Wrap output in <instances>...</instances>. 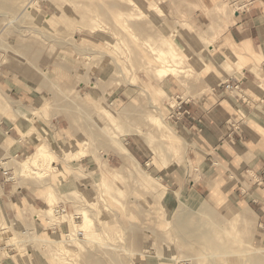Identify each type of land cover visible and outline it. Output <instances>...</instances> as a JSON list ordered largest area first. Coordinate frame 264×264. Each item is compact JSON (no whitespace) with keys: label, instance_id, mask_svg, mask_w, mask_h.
Wrapping results in <instances>:
<instances>
[{"label":"rangeland","instance_id":"obj_1","mask_svg":"<svg viewBox=\"0 0 264 264\" xmlns=\"http://www.w3.org/2000/svg\"><path fill=\"white\" fill-rule=\"evenodd\" d=\"M247 6L0 0V120L9 101L38 136L6 166L24 189L0 199V264H264V228L231 181L193 187L203 172L180 125ZM60 206L68 217L51 219Z\"/></svg>","mask_w":264,"mask_h":264},{"label":"crops","instance_id":"obj_2","mask_svg":"<svg viewBox=\"0 0 264 264\" xmlns=\"http://www.w3.org/2000/svg\"><path fill=\"white\" fill-rule=\"evenodd\" d=\"M218 51L224 61L213 64L208 75L214 89L199 103L184 105L192 115L180 124L190 136L194 163L203 172L200 185L193 187L205 194L218 182L231 181L230 194L249 205L264 228V0H248L246 10L236 13ZM228 83L235 86L233 91L220 87ZM2 96L0 92V100ZM3 104L13 113L0 120V164L10 169L33 152L38 136L14 118L22 117L16 105ZM20 189L0 171V199Z\"/></svg>","mask_w":264,"mask_h":264},{"label":"built area","instance_id":"obj_3","mask_svg":"<svg viewBox=\"0 0 264 264\" xmlns=\"http://www.w3.org/2000/svg\"><path fill=\"white\" fill-rule=\"evenodd\" d=\"M228 88H229V87H228ZM0 171L2 172V175H3L4 177H8V176H10V171L6 170V169L4 168V166L1 165V164H0ZM9 179L11 180L12 178L9 177ZM67 213H68V210H67L66 208H64L63 206L58 207V208L56 209V212H55V214H56L57 217H62V216L68 215ZM76 219H77V218H76ZM80 235H82V233H80Z\"/></svg>","mask_w":264,"mask_h":264},{"label":"bare ground","instance_id":"obj_4","mask_svg":"<svg viewBox=\"0 0 264 264\" xmlns=\"http://www.w3.org/2000/svg\"><path fill=\"white\" fill-rule=\"evenodd\" d=\"M173 55V54H172ZM177 55V54H176ZM173 56H175V55H173ZM170 57V56H169ZM178 57H179V55H178ZM177 57V59H179ZM193 57V56H192ZM174 58H176V56L174 57ZM173 58H171V60H172ZM162 61V60H161ZM167 61H169L168 59H167ZM172 61H174V60H172ZM164 69H166V68H164ZM125 151H126V149H125ZM128 151H126V153H127ZM125 152H124V150L122 151V150H119V155H121V156H123L124 157V159L129 163V159H128V157L130 158V156H127V154H126ZM130 155V154H129ZM53 212H56V211H52V213ZM54 215H56V214H51V219H52V217H54L55 218V216ZM62 217H68V215H65V216H62ZM73 220V222H75L74 221V218L72 219ZM81 228H77L74 232H76L77 233V235H80V233L78 232V230H80ZM83 233V235H84V231H82ZM74 235V234H73ZM75 236V235H74Z\"/></svg>","mask_w":264,"mask_h":264}]
</instances>
